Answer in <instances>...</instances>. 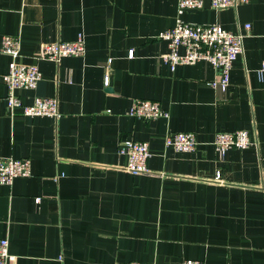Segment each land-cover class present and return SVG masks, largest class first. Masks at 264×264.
Masks as SVG:
<instances>
[{
    "label": "crops",
    "instance_id": "crops-1",
    "mask_svg": "<svg viewBox=\"0 0 264 264\" xmlns=\"http://www.w3.org/2000/svg\"><path fill=\"white\" fill-rule=\"evenodd\" d=\"M203 3L178 15V0H0V76L11 61L2 38L15 37L19 62L42 74L17 96L24 105L55 98L59 111L9 115L0 79V159L29 161L28 177L0 185V238L14 264H264V0ZM178 18L230 32L250 25L225 92L211 87L217 73L206 62H163L158 36ZM78 37L81 56L34 60L42 45ZM136 100L167 117L130 116ZM236 130L254 144L220 156L216 133ZM177 132L195 135L194 152L165 145ZM126 140L148 144L149 173L126 170L117 152Z\"/></svg>",
    "mask_w": 264,
    "mask_h": 264
},
{
    "label": "built area",
    "instance_id": "built-area-1",
    "mask_svg": "<svg viewBox=\"0 0 264 264\" xmlns=\"http://www.w3.org/2000/svg\"><path fill=\"white\" fill-rule=\"evenodd\" d=\"M249 0H209L214 10L235 8ZM204 6L203 0H178L177 13L181 15L187 10H199ZM243 31L230 32L218 25H191L179 18L175 25L160 33L158 38L167 43L168 51L162 55L164 63L174 70L179 65H194L206 62L216 71V78L210 83L213 89L225 92L230 82V72L234 62L243 53L244 40L249 35L250 25L246 24ZM84 42L81 37L72 42H54L42 45L35 55L36 61L58 63L67 57L81 56L84 53ZM1 53L11 58L6 73L0 76L6 87V107L9 115L20 111L26 117L59 116L58 101L55 98H35L31 104L24 105L17 96L20 89H35L41 80V71L37 64L26 65L19 62L20 51L15 37L3 36ZM132 51L129 57L132 56ZM264 74V60L257 70L259 79ZM109 69L103 79V85L108 86ZM128 114L144 120L166 118L167 113L161 106L150 100H136ZM164 143L178 153H192L197 146V140L191 132H177L166 135ZM254 142L246 130L216 133L213 146L215 151L224 156L231 149L244 150ZM117 152L127 158L126 170L133 174H146L147 161L151 154L146 142L122 141ZM29 176V161L13 158L0 159V185H10L16 178ZM217 173L216 180H219ZM38 201V199H36ZM16 256L9 252V242L0 238V264H14ZM124 264H140L127 262ZM180 264H200L197 261L186 260Z\"/></svg>",
    "mask_w": 264,
    "mask_h": 264
}]
</instances>
